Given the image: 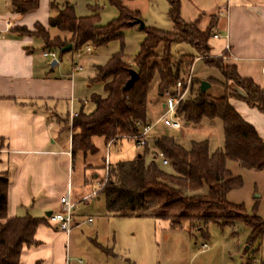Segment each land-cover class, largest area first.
<instances>
[{
	"label": "trees",
	"instance_id": "obj_1",
	"mask_svg": "<svg viewBox=\"0 0 264 264\" xmlns=\"http://www.w3.org/2000/svg\"><path fill=\"white\" fill-rule=\"evenodd\" d=\"M92 13L78 16L74 6L65 1L60 6L50 2L56 14L48 18V26L56 28L62 35L50 37L48 30L35 23L33 30L14 27L21 34L34 35L41 39L44 48L60 49L72 44L74 50L84 45L101 46L111 40H120L123 30L139 18L138 10L128 9L121 0H90ZM101 2H108L118 11L115 19L100 24L97 9ZM168 16L173 31L167 32L154 27H144V39L130 62L124 60L122 51L113 53L104 64L95 66L91 81L99 82L103 95L93 93L90 100L93 109L84 112L81 107L71 120L70 152H95L94 136L103 137L106 142L120 138H131L146 123L147 93L155 75L158 76L157 91L175 88L181 81L182 88L190 73L189 66L194 57L181 55L174 58L170 53L173 41L190 44L197 57L208 66L216 67L224 82L219 97L210 96L199 90V81L191 77L187 93L178 101L176 115L193 125L203 120L219 119L223 129V147L209 151L207 140L191 141L184 148L171 136H160L155 142L168 161L171 172L162 170L155 159L149 162L145 155L148 147L130 160H121L109 165L106 180L98 193L102 196L106 211L114 215H135L167 220L171 226L188 220L191 226L213 221L220 224L240 220L247 228L246 246L264 237V219L258 214H246L242 204L226 199V193L241 186L239 177L231 176L225 166L227 159L234 160L243 168H264V135L260 136L255 127L245 121L230 104L229 99L242 100L250 107L264 113V89L252 79L241 77L235 65L224 62L222 56L210 53L208 40L214 25L211 20L203 30L197 22H185L180 17V1L167 0ZM38 0H13L15 12L24 13L37 8ZM135 25V24H134ZM162 44V51L155 52ZM65 52H60V54ZM137 73L133 84L124 89L130 77L129 70ZM216 82L210 80V83ZM7 176L0 173V264H19L24 246L36 244L34 234L44 218L30 215L7 217L6 190Z\"/></svg>",
	"mask_w": 264,
	"mask_h": 264
},
{
	"label": "crops",
	"instance_id": "obj_2",
	"mask_svg": "<svg viewBox=\"0 0 264 264\" xmlns=\"http://www.w3.org/2000/svg\"><path fill=\"white\" fill-rule=\"evenodd\" d=\"M12 1L0 0V173H5L8 180L6 213L7 217L44 218L34 234L37 243L22 248L19 264H65L70 232L56 229L47 220L48 215L60 209L63 196L77 204L88 203L99 194L109 165L126 159L111 154L110 147L119 139L106 142L100 136L92 138L95 152L71 155L72 127L67 121L71 112H78L73 106L77 81L72 70L77 63L71 64L68 76L59 68L58 58L51 66L52 60L37 52L35 41L42 50L46 49L39 37L14 30H33L35 23H40L52 37L62 35L58 30L51 34L52 27H47L48 18L56 14L50 2L39 16V0L37 8L24 13L15 12ZM179 1L180 17L185 22L196 21L203 31L213 21L208 40L211 55H223L224 62L235 65L241 77L252 79L264 89V0ZM213 33L218 37L214 38ZM79 100L80 108L84 107L87 99ZM229 102L260 136L264 135V113L239 99ZM179 129L183 130V125ZM160 136L167 135L154 134L152 145L147 146L149 152L156 150L154 142ZM77 216L76 207L72 227L79 224ZM247 235L248 232L244 245ZM238 254L237 264H264V237L251 247L238 248Z\"/></svg>",
	"mask_w": 264,
	"mask_h": 264
},
{
	"label": "rangeland",
	"instance_id": "obj_3",
	"mask_svg": "<svg viewBox=\"0 0 264 264\" xmlns=\"http://www.w3.org/2000/svg\"><path fill=\"white\" fill-rule=\"evenodd\" d=\"M65 1L74 6L78 16L92 13L89 8L92 4L90 0H39L37 13L43 16L44 10L49 7V2L60 6ZM121 1L128 9L139 11V18L144 22V27L173 31V24L168 16L167 0ZM96 11L99 14L100 24H106L118 16L117 9L108 2H101ZM56 31V28L50 29L51 34H55ZM122 33L120 40H111L98 47L84 45L79 50L71 49L62 54L54 48L59 59V68L68 76L72 63L81 65V69L75 71L73 75L77 81L74 110L80 109L79 99L86 98L87 103L83 111H91L93 109L91 94H104L102 84L91 81L96 65L104 64L113 53L120 51L124 55V60L130 62L138 52L139 44L145 36L143 29L135 24L126 27ZM49 36L52 37L50 34ZM35 46L37 52L41 53L42 49L37 41ZM162 47L160 43L155 52L159 54ZM170 53L174 58L181 55L194 57L193 63L188 68L192 77L199 83L203 80H215L216 82L210 83L207 93L213 97L223 94L222 86L217 83V81L224 82L222 74L216 67L208 66L203 59L196 58V51L190 44L173 41L170 44ZM157 83L158 76L155 75L147 93L146 123L151 126L146 137L148 147L153 143V135L160 133L173 137L184 148H189L191 141L202 140L208 141L210 152L223 147V129L219 119H205L193 125L185 124V121L177 116L184 127L183 130L170 128L159 120L164 112L161 103L165 98L158 95ZM169 91L173 93L175 89ZM67 125L71 127V119L67 121ZM110 150L111 154L117 155L118 158L130 160L138 153H142L143 147L137 146L133 138L124 137L112 144ZM152 157V153L149 152L145 155V160L149 162ZM156 163L162 170L172 171L168 165H162L158 161ZM225 166L231 176L239 177L241 180V186L229 190L226 199L235 204H242L246 214L255 213L264 219V168H243L231 159L226 160ZM104 180L105 178L102 181ZM77 213L76 219L79 224L72 227L70 233L68 232L69 264H78V259H81L83 264H216L219 261L237 264L238 248L243 250L247 247L243 244V239L248 228L240 220L226 224L208 221L200 227H193L185 219L171 226L163 219L108 213L104 200L99 194L88 203H78ZM88 218H91V222L87 221ZM203 243L207 245L206 248L202 246Z\"/></svg>",
	"mask_w": 264,
	"mask_h": 264
},
{
	"label": "built area",
	"instance_id": "obj_4",
	"mask_svg": "<svg viewBox=\"0 0 264 264\" xmlns=\"http://www.w3.org/2000/svg\"><path fill=\"white\" fill-rule=\"evenodd\" d=\"M212 36L214 38L218 37V34L213 33ZM227 48V47H226ZM41 56L44 58H47L49 60H56L57 59V53L56 50L51 48L43 49L41 52ZM81 69V65L75 64L72 68L73 71ZM262 71L264 73V67L262 68ZM191 74L189 73L185 79L184 87L182 88L181 81H177L175 84V91L171 93L169 90L164 91L163 96L165 98L164 101V112L159 117V120H161L165 125L179 129L182 126V123L177 119L176 115V106L178 101L187 93L190 82H191ZM77 115V112H71L70 118ZM150 130V125H144L142 126L141 130L137 133L131 136V138L134 139V142L137 146L140 147H146L148 146L147 142V134ZM153 159L158 160L160 164L167 165L168 161L164 157V155L158 151H153ZM93 194L96 192L93 191ZM87 199V197H83V200ZM60 209L58 211H52L48 217L47 220L49 223H51L56 229L59 231H62L64 233H68L71 229V227L75 224L76 220L74 218V211L77 207V203L73 202L69 199L68 196H63L59 200ZM88 222L91 221V218L87 219ZM202 246L206 248V244L203 243ZM78 263L81 264L82 260L78 259ZM65 264H69L68 258L66 259Z\"/></svg>",
	"mask_w": 264,
	"mask_h": 264
},
{
	"label": "water",
	"instance_id": "obj_5",
	"mask_svg": "<svg viewBox=\"0 0 264 264\" xmlns=\"http://www.w3.org/2000/svg\"><path fill=\"white\" fill-rule=\"evenodd\" d=\"M130 25H134V24H138L139 28L143 29L144 28V22L140 19V18H135L134 20H132L131 22H129ZM72 48V44L68 43L67 45H65L64 47H62L60 49V52H66V51H69L71 50ZM56 62V60H52L51 61V66ZM129 73H130V77L129 79L126 81V83L124 84V89H127L129 88L134 80L137 78V73L136 71H134L133 69H130L129 70ZM210 87V83L208 81H201L200 84H199V90L201 92H205L208 88Z\"/></svg>",
	"mask_w": 264,
	"mask_h": 264
}]
</instances>
